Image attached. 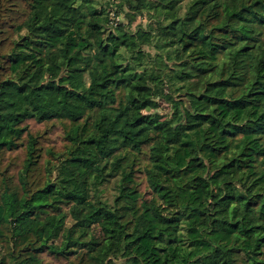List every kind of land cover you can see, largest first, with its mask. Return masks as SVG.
I'll return each instance as SVG.
<instances>
[{"label": "trees", "instance_id": "obj_1", "mask_svg": "<svg viewBox=\"0 0 264 264\" xmlns=\"http://www.w3.org/2000/svg\"><path fill=\"white\" fill-rule=\"evenodd\" d=\"M138 1L0 0V264H264V0Z\"/></svg>", "mask_w": 264, "mask_h": 264}, {"label": "rangeland", "instance_id": "obj_2", "mask_svg": "<svg viewBox=\"0 0 264 264\" xmlns=\"http://www.w3.org/2000/svg\"><path fill=\"white\" fill-rule=\"evenodd\" d=\"M98 1L103 2L102 3L103 5L105 4L104 7L110 10L111 16H112V12H114L115 13L114 15H116L119 13L117 12L119 10L121 14L120 21L125 23L126 25H129L133 30L137 29V27H139L140 25L146 27L147 23L149 22L148 13L146 11L142 12V10L140 9V2L138 0H136V5L138 9L131 8L127 4H123L122 7L121 6L117 7L111 3L113 5L111 6V4L108 3V0H98ZM112 2L116 5L118 3H122V0H113ZM158 103L161 104L160 108L164 107L166 109V103L164 101L160 103V101L158 100ZM112 185L113 184L111 182L105 187L104 195L107 198H111L113 195L114 189Z\"/></svg>", "mask_w": 264, "mask_h": 264}, {"label": "built area", "instance_id": "obj_3", "mask_svg": "<svg viewBox=\"0 0 264 264\" xmlns=\"http://www.w3.org/2000/svg\"><path fill=\"white\" fill-rule=\"evenodd\" d=\"M115 13L112 12V18L115 20V21H118L120 20L121 16L120 15H114Z\"/></svg>", "mask_w": 264, "mask_h": 264}]
</instances>
